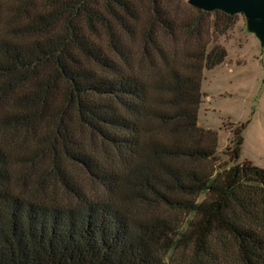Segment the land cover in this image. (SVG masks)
Wrapping results in <instances>:
<instances>
[{
	"label": "trees",
	"instance_id": "trees-1",
	"mask_svg": "<svg viewBox=\"0 0 264 264\" xmlns=\"http://www.w3.org/2000/svg\"><path fill=\"white\" fill-rule=\"evenodd\" d=\"M235 17L0 0V264H264V169L198 126Z\"/></svg>",
	"mask_w": 264,
	"mask_h": 264
},
{
	"label": "rangeland",
	"instance_id": "rangeland-1",
	"mask_svg": "<svg viewBox=\"0 0 264 264\" xmlns=\"http://www.w3.org/2000/svg\"><path fill=\"white\" fill-rule=\"evenodd\" d=\"M179 13L194 14L183 5ZM234 15L235 23L224 31L215 34L209 27L204 32L210 42L198 126L217 133L219 153L226 149L235 129L242 127L239 162L247 160L264 169V39L249 30L242 14Z\"/></svg>",
	"mask_w": 264,
	"mask_h": 264
},
{
	"label": "water",
	"instance_id": "water-1",
	"mask_svg": "<svg viewBox=\"0 0 264 264\" xmlns=\"http://www.w3.org/2000/svg\"><path fill=\"white\" fill-rule=\"evenodd\" d=\"M193 8L213 11L222 10L228 14H242L248 28L264 39V0H187Z\"/></svg>",
	"mask_w": 264,
	"mask_h": 264
},
{
	"label": "built area",
	"instance_id": "built-area-1",
	"mask_svg": "<svg viewBox=\"0 0 264 264\" xmlns=\"http://www.w3.org/2000/svg\"><path fill=\"white\" fill-rule=\"evenodd\" d=\"M187 2V0H185Z\"/></svg>",
	"mask_w": 264,
	"mask_h": 264
}]
</instances>
